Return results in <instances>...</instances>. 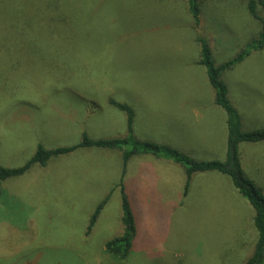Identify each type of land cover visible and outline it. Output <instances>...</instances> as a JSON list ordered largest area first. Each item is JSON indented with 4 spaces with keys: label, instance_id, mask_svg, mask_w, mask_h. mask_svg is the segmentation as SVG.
<instances>
[{
    "label": "rangeland",
    "instance_id": "1",
    "mask_svg": "<svg viewBox=\"0 0 264 264\" xmlns=\"http://www.w3.org/2000/svg\"><path fill=\"white\" fill-rule=\"evenodd\" d=\"M203 4L195 30L184 0H0V166L22 167L38 145L75 146L84 134L125 138L126 116L110 99L133 109L136 140L168 145L198 162L224 161L226 116L197 65L195 35L208 41L220 65L261 26L247 0ZM22 20L24 33L12 27ZM222 78L242 130L264 128V49ZM238 151L245 175L264 196V143H243ZM121 157L117 150L78 149L3 182L0 264H245L252 256L255 213L229 178L196 174L192 209L181 211L184 169L173 164L154 167L155 175L172 178L166 193L129 192L136 236L128 257L106 254L105 244L123 232L115 188ZM144 157L151 158H131L130 176L144 175ZM83 182L96 189L82 193Z\"/></svg>",
    "mask_w": 264,
    "mask_h": 264
},
{
    "label": "trees",
    "instance_id": "2",
    "mask_svg": "<svg viewBox=\"0 0 264 264\" xmlns=\"http://www.w3.org/2000/svg\"><path fill=\"white\" fill-rule=\"evenodd\" d=\"M16 1V0H14ZM19 2L22 0H18ZM188 14L193 22L195 30L200 27L201 7L207 0H184ZM247 12L249 16L261 26L259 34L248 42L245 47L231 60L220 65H215L212 56L211 45L204 37L196 33V42L199 49L198 66L205 69L208 83L212 88L214 103L221 108L226 116L227 139L224 161L198 162L182 154L168 145H160L154 142H141L134 138L135 113L128 105L119 103L113 99L108 100V105L126 116L125 138L117 139H90L86 134L82 135V141L78 145L66 148L46 150L38 145L32 157L19 168H4L0 166V198L2 196V183L10 178H18L25 175L33 166L46 167L52 158L71 154L78 149L98 148L104 150H117L122 153V169L116 189L120 191L122 228L123 232L119 237L107 242L104 252L109 256L125 260L130 254L136 236L135 218L125 194L124 176L130 158L140 155H149L156 159L171 161L180 165L186 175L184 196L189 186L190 178L195 173L216 172L225 175L231 181L238 194L245 199L254 210L253 225L257 234V241L252 256L245 264H264V196L245 175L239 158L238 147L241 143L259 144L264 143V128L245 132L242 130L241 117L239 112L232 106L228 87L223 80V75L231 71L235 66L241 64L252 52H259L264 49V0H247ZM23 26L14 25L13 28L25 32ZM112 193H109L96 207L87 225L86 235H89L98 220V217L110 200Z\"/></svg>",
    "mask_w": 264,
    "mask_h": 264
},
{
    "label": "crops",
    "instance_id": "3",
    "mask_svg": "<svg viewBox=\"0 0 264 264\" xmlns=\"http://www.w3.org/2000/svg\"><path fill=\"white\" fill-rule=\"evenodd\" d=\"M241 144H243V143H241ZM202 148L207 149L208 146L205 145ZM238 149H239V147H238ZM207 152H210V150H208ZM147 156H149V155H147ZM239 158H240V156H239ZM130 161H131V158H130ZM130 161L128 162V164L130 163ZM142 161L144 163V166H143V171H144L143 174L144 175H139V176H135V177H133V175L130 176L129 175V171H128L129 165H127L126 175L124 176V189H125V193L128 196V198H129V192L130 191L135 192L136 193V197L144 196V194H149L151 191H155V192L158 191V193L160 192L161 194L166 193V191L169 190V187H170V185L172 183V178L171 177L155 175L154 167L157 166L158 168L160 167V168H164V169H166V168L170 169L171 168V164H173L174 166H178V164H175V163H173L171 161H165V160H161V159H156V158H154L152 156H151V158L150 157H144V158H142ZM241 162H242V160L240 158V163ZM241 166H242V169H243L244 173H246L245 172V168H244V164L241 163ZM155 170H156V168H155ZM120 173H121V171H120ZM208 173L215 174V178H218V179H221V180L225 179L224 177H222L223 175H220V174H218L216 172L195 173L190 178L189 186H188V189L186 191V195L184 196L185 185H186V175H185V171H184L185 184L182 183L180 193L177 196V199L181 200L179 205L176 206L177 208H179L181 211H183V210L187 211L188 208L192 209V205L189 204L188 199L191 197V194L193 192L192 184L194 183L195 176H197L196 174H208ZM222 178H224V179H222ZM83 183L87 184V185H85L84 187H82L80 189L82 191V193H84V194H89V193L92 192V190L96 189V188L92 187V183L91 182H89V183L83 182ZM163 186L164 187L166 186L165 187L166 189L162 188ZM71 191H75V190L72 189Z\"/></svg>",
    "mask_w": 264,
    "mask_h": 264
}]
</instances>
